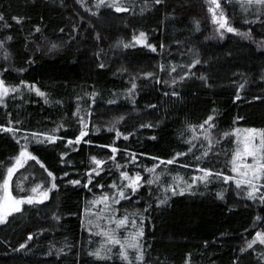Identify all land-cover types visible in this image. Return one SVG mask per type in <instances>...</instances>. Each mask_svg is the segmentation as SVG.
Segmentation results:
<instances>
[{
	"label": "trees",
	"instance_id": "1",
	"mask_svg": "<svg viewBox=\"0 0 264 264\" xmlns=\"http://www.w3.org/2000/svg\"><path fill=\"white\" fill-rule=\"evenodd\" d=\"M218 2L223 29L210 0H0V193L24 139L50 182L0 264H264V150L256 192L233 171L234 130L264 139V2Z\"/></svg>",
	"mask_w": 264,
	"mask_h": 264
},
{
	"label": "rangeland",
	"instance_id": "2",
	"mask_svg": "<svg viewBox=\"0 0 264 264\" xmlns=\"http://www.w3.org/2000/svg\"><path fill=\"white\" fill-rule=\"evenodd\" d=\"M236 1L262 3L259 0ZM210 2L212 4L211 12L213 13V19L219 25V29H223V27L228 25V22L220 4L218 0H210ZM146 42V35L141 34L134 39L132 45H143ZM12 90V88L7 87L0 79V104H2L4 97L11 93ZM234 133L237 145L233 161V171L238 176L240 183L250 185L251 191L256 192L263 170L264 139L262 131L255 128H238L234 130ZM22 145L19 155L10 161L5 179L1 185L0 217H3V219L15 212L16 208L20 209L24 204L44 202L50 197V182H31L30 177L34 180L35 178L37 179L36 174L34 178L33 172H27L34 156L29 151L25 139ZM17 201H23V203H17ZM255 241L264 244L262 242L264 241V234H259Z\"/></svg>",
	"mask_w": 264,
	"mask_h": 264
},
{
	"label": "snow or ice",
	"instance_id": "3",
	"mask_svg": "<svg viewBox=\"0 0 264 264\" xmlns=\"http://www.w3.org/2000/svg\"><path fill=\"white\" fill-rule=\"evenodd\" d=\"M259 2H264V0H259ZM223 26V25H222ZM229 31H231L232 29H228ZM5 187H7V185H5ZM17 203H23V201H17ZM16 211H19V208H16L15 209ZM0 222H3V217H0ZM120 224H123L124 223V221L122 220V221H120L119 222ZM118 242V241H117ZM262 242H264V241H262Z\"/></svg>",
	"mask_w": 264,
	"mask_h": 264
}]
</instances>
